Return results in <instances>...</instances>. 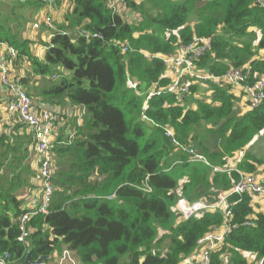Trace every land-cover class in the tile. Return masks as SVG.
Masks as SVG:
<instances>
[{
  "label": "trees",
  "instance_id": "trees-1",
  "mask_svg": "<svg viewBox=\"0 0 264 264\" xmlns=\"http://www.w3.org/2000/svg\"><path fill=\"white\" fill-rule=\"evenodd\" d=\"M11 1L36 12L47 6L42 0ZM65 3L67 11L43 45L41 59L12 31L13 21H0V42L17 51L12 68L25 71L20 85L34 93L27 92L37 107L42 108L38 101L51 108L68 104L85 113L84 124L74 125L73 139L60 134L53 143L57 189L47 213L25 222V243L18 241L21 218L38 205L32 209L20 191L28 186L41 194L37 172L28 163L32 136L15 117L14 130L23 133H0V257L8 254L21 264L29 250L35 261L52 257L63 246L77 264H198L193 260L198 240L221 227L225 212L183 221L175 205L179 199L213 205L221 192L227 195L230 230L210 264H255L264 258V212L255 209L252 195L230 194L237 171L264 172V157L246 154L229 173H212L203 164L188 163L163 133V128L172 130L212 167L225 168L228 158L264 131V103L236 115L230 87L208 81L209 99L196 97L201 96L196 83L183 103L165 94L144 108L148 88L169 84L160 57L173 56L180 44L210 39L211 48L197 69L214 77L249 66L264 78V59L258 57L264 49V7L256 0H125L113 14L107 0ZM130 10L139 14L133 21L126 18ZM125 45L129 52H123ZM33 77L41 79V87ZM130 81L140 84L144 94L131 88ZM2 90L0 106L5 107L8 96ZM192 103L196 109L189 108ZM142 113L149 121L142 120ZM199 128L204 131L196 136ZM213 136L218 138L216 151L206 147Z\"/></svg>",
  "mask_w": 264,
  "mask_h": 264
},
{
  "label": "built area",
  "instance_id": "built-area-1",
  "mask_svg": "<svg viewBox=\"0 0 264 264\" xmlns=\"http://www.w3.org/2000/svg\"><path fill=\"white\" fill-rule=\"evenodd\" d=\"M47 4L43 13L44 16L39 22V26L43 25L47 29H53V1L42 0ZM125 0H107V7L113 13H117L123 6ZM256 3L264 7L262 0H256ZM38 28V24L34 25ZM52 37V35H51ZM88 41L94 35L85 36ZM211 41L205 39L202 41H194L187 44H180L173 56L160 57L163 66L166 69L164 78L169 80V84L160 87L158 83L153 84L145 93L144 108L147 103L155 98L165 94L172 95L178 103H183L184 98L190 93V87L196 83L207 85L208 81L216 86L227 85L230 89L240 88L242 98L245 100V108L248 111L259 108L264 103V78H258L252 73L249 66L231 69L223 77H214L204 70L197 69L199 60L210 50ZM128 45L123 47V52H129ZM4 56V57H3ZM17 57V51L6 43L0 42V87L6 90L8 101L4 107L5 115L10 122L15 117L19 123L25 125L32 136L34 161L37 165L38 183L41 187V204L31 213H26L21 218L20 228L21 235L18 239L20 243H25L29 237V232L25 228V222L35 214H46L48 206L52 199L56 188L53 184V155L54 136L58 116L46 108H38L31 100L27 91L20 85L21 76L12 77V63ZM169 74H173L170 78ZM251 79V81H250ZM235 103V107H236ZM143 121H149L142 113ZM164 137L178 151L184 153L188 163H199L212 168V173L225 172L229 173L234 168L212 167L208 160L198 153L194 148L181 144L173 131L163 128ZM239 179L233 186L230 194L241 196L249 194L257 199L264 200V179L256 177L252 174H244L237 171ZM227 195L219 193L216 203L210 205L206 202L189 203L184 199H179L175 205V211L180 215L183 221L191 218L202 216L205 213L214 210L224 211V221L221 227L214 232L205 235L198 240L197 246L199 251L193 260L198 264H210V256L213 252L219 250L225 239L226 233L230 230L229 220L231 212L226 210ZM250 226V223H246ZM68 253V252H67ZM57 255L56 253L54 254ZM53 255V256H54ZM61 261H68V257L63 255ZM0 264H14L8 254L0 257ZM255 264H264V258L258 260Z\"/></svg>",
  "mask_w": 264,
  "mask_h": 264
},
{
  "label": "rangeland",
  "instance_id": "rangeland-1",
  "mask_svg": "<svg viewBox=\"0 0 264 264\" xmlns=\"http://www.w3.org/2000/svg\"><path fill=\"white\" fill-rule=\"evenodd\" d=\"M66 0L60 1L59 4H55L53 6V29H47L43 25L39 26L40 20L43 18L44 13L42 10L39 11H33L29 9H20L17 6H19L16 2H13L11 0H0V21L5 23V21L8 20L11 22L13 21V24L11 27L13 32H18L19 36L22 41H28L30 52H34L42 45L48 43L50 41L52 32L54 29L56 30L57 24L60 22V20H63L64 15L67 11V5L65 3ZM126 18L128 21L135 20L136 17H138L139 14L132 12L131 10L127 13ZM6 19V20H5ZM7 23V22H6ZM9 25V23H7ZM38 24V28H34V25ZM20 29V30H19ZM19 30V31H17ZM49 36V37H48ZM49 38V39H47ZM260 39V36L257 35V40ZM4 43V42H3ZM257 44L258 41H255ZM258 55H261L264 59V49H260L258 51ZM4 57V56H3ZM26 65L22 63L21 68L25 69ZM20 68H12V77L17 76L20 71H18ZM24 71V70H21ZM61 72V71H60ZM173 74H169V77L171 78ZM36 80V77H33ZM58 77L51 79L52 82H57ZM37 82H34V85L36 87H41L42 81L40 78L36 80ZM41 81V82H40ZM39 83V84H38ZM130 87L133 88L137 93L144 94L145 89L143 92H140L138 90V86L140 84H134L132 81L129 83ZM29 93V91H27ZM200 97L209 99L210 90L208 88V85H199V91ZM34 95L33 92H30L29 95ZM32 102L37 106V102L31 98ZM65 107V108H64ZM44 108V107H42ZM190 108V107H189ZM49 111V108H46ZM5 112V111H4ZM236 115H243L244 110L238 108V106L235 107L234 110ZM1 113V112H0ZM58 116V122L56 126V133L53 139V142H55V139L58 137V135L62 134L64 139H68L69 141L74 138V132L76 126H82L84 124V118L85 113L83 109L79 107L64 105L60 108L59 112H57ZM13 123V121L11 122ZM204 131V128H199L196 132V136H200ZM67 135V136H66ZM190 141V139L188 140ZM209 143L206 145L208 149L211 151H216L218 149V138L213 136L209 141ZM188 144V143H186ZM189 145V144H188ZM246 154H251L255 156L256 158H263L264 157V131L260 133L258 136L254 138V140L245 148V150L239 154L234 155L232 158H228L226 160V165L224 167H235V165L243 159V157ZM28 160L29 165L31 167V171L37 172V165L34 161V154H28ZM54 160V158H53ZM256 177L264 178V172L263 170L259 169V171L255 174ZM93 178V176L91 177ZM30 182L32 185H37L36 180L34 178L30 177ZM56 188V186H55ZM57 189V188H56ZM21 197L27 200L29 204L32 205V209H34L37 205L41 204V194L38 192H34V189L29 188L28 186L24 187L20 191ZM37 197V198H36ZM255 209L259 210L260 212H264V200L257 199L253 197ZM36 205V206H35ZM167 245V243L165 244ZM57 251V255L53 256V259L49 260L47 264H77V259L74 254L68 252L63 246H61ZM68 252V253H67ZM63 255L68 257V261L63 262L61 259L63 258ZM227 259H225V262Z\"/></svg>",
  "mask_w": 264,
  "mask_h": 264
},
{
  "label": "crops",
  "instance_id": "crops-1",
  "mask_svg": "<svg viewBox=\"0 0 264 264\" xmlns=\"http://www.w3.org/2000/svg\"><path fill=\"white\" fill-rule=\"evenodd\" d=\"M49 37V36H48ZM47 39H49V38H47ZM43 46V45H42ZM44 51H45V47L43 46V47H39L36 51H35V53L34 52H32L33 53V55L34 56H36V57H38L39 59H41L42 58V55H43V53H44ZM258 57L260 58V59H263V57L261 56V55H258ZM24 74H25V71H20V73L17 75V76H21V77H23L24 76ZM232 91V93H233V95H234V97H235V99H236V101H235V103L237 104L236 106H238V108H240V109H242V110H244L245 112L247 111L246 110V108H245V106H244V104H245V100L242 98V94H241V89L240 88H235V89H232L231 90ZM2 92H3V90H2V88L0 87V96H1V94H2ZM210 96V95H209ZM196 97H200V96H196ZM200 99V98H199ZM38 104L40 105V107H44V108H49L50 110H54L55 112H59V110H60V108L61 107H57V108H51V107H49V106H47V105H45V104H43V103H41V102H39L38 101ZM191 109H196V106H195V104H191L190 106H189ZM65 108V107H64ZM0 117L2 118V120L0 121L1 122V124H3V125H5V126H7L6 128L7 129H5L4 128V130L3 129H1L2 127H1V124H0V133H6L7 135L8 134H14V133H17V134H22L23 132H22V130L20 129L18 132L17 131H15L14 130V124L13 123H11L9 120H8V118L6 117V115H5V112H4V106L2 107V106H0ZM3 130V131H2ZM32 148V147H31ZM29 151H30V154H33V148H32V150L29 148ZM232 168H234V167H232ZM262 178V177H261ZM262 179H264V178H262ZM255 202V201H254ZM57 253V252H56ZM51 259H53V256L51 257ZM50 259V260H51ZM64 262H66V261H64ZM48 263V262H47ZM46 263V264H47Z\"/></svg>",
  "mask_w": 264,
  "mask_h": 264
},
{
  "label": "water",
  "instance_id": "water-1",
  "mask_svg": "<svg viewBox=\"0 0 264 264\" xmlns=\"http://www.w3.org/2000/svg\"><path fill=\"white\" fill-rule=\"evenodd\" d=\"M30 253L31 250L28 251L25 261L21 264H46V261H49L51 259V257H39L37 260L31 261Z\"/></svg>",
  "mask_w": 264,
  "mask_h": 264
}]
</instances>
